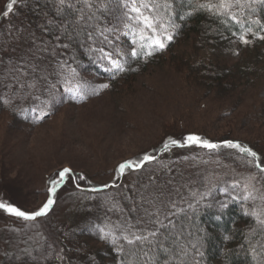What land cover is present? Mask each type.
Returning <instances> with one entry per match:
<instances>
[{
    "label": "rangeland",
    "instance_id": "rangeland-1",
    "mask_svg": "<svg viewBox=\"0 0 264 264\" xmlns=\"http://www.w3.org/2000/svg\"><path fill=\"white\" fill-rule=\"evenodd\" d=\"M3 1L0 3V63L27 59L38 67L21 81L30 84L35 79V88L21 89L16 83L17 100L15 95L12 99L9 96L13 85H9V91L6 87L5 91H0V200L22 210H33L47 199L48 181L55 178L59 170L71 167L76 176L83 174L86 179L66 181L57 190V203L49 216L37 222H25L0 210V264H17L25 249L31 252L43 241V233L47 236L44 240H48L57 229L62 231L77 225L85 217V206H90V201L84 193L77 198L76 191L111 184L120 163L139 158L145 152L155 153L157 163H163L168 170H164L165 177H159L163 188L156 190L158 193L152 197L153 201L148 202L151 210L137 213L136 209L135 215L130 216V212L121 220L132 223L136 232L152 230L156 218L163 219L180 207L185 198L193 199V192L199 195L211 190L209 196H215L224 194L222 189L228 187V194L243 195L240 188L230 187L231 181H242L256 170L239 161L232 152H209L194 147L160 153L158 149L169 136L193 132L217 142L224 139L238 140L242 144L256 142L264 148V40L250 38L252 44L245 46L234 38L215 43L201 52L204 57L224 60L238 67L241 81L228 95L213 96L204 87L185 81L171 62L150 65L133 80L110 83L100 95L76 102L67 99L57 81L58 60L51 55L55 48L53 42L40 37L11 14L4 18L3 12L10 0L5 4ZM114 29H117L114 32L119 37L124 60L131 52L130 43L124 41L128 36H124L125 30L120 27ZM37 46L48 48V52L38 54L43 59L34 56ZM180 48L191 47L183 45ZM236 52L238 54H234ZM9 62L8 66L15 65ZM1 68L0 75L8 73ZM246 74L252 80H244ZM78 79L97 87L108 83L91 70L80 73ZM51 85L56 88L52 89ZM53 94L57 99L63 96V102L56 106L52 115L33 123L30 110L40 107ZM131 174L126 173L116 182L121 180L122 185L128 184ZM77 183L80 189L76 188ZM97 202L99 199L93 203ZM241 203L260 206L259 201L255 205L242 200ZM117 209H110L109 213ZM156 209L160 210L158 217ZM116 213L108 223L116 222L118 214L124 215ZM89 222L93 221L88 220L90 227L97 228ZM101 224L99 227L107 228L105 222ZM83 239L92 251L97 247L107 249L105 243L91 235L82 236Z\"/></svg>",
    "mask_w": 264,
    "mask_h": 264
},
{
    "label": "trees",
    "instance_id": "trees-1",
    "mask_svg": "<svg viewBox=\"0 0 264 264\" xmlns=\"http://www.w3.org/2000/svg\"><path fill=\"white\" fill-rule=\"evenodd\" d=\"M7 2L9 0H4L2 3ZM73 3H76V0H73ZM91 3L93 7L90 10L85 9L87 15L92 17L87 24L77 22L79 13L75 9L66 8L63 12L57 13L56 0H18L10 16L22 24H27L40 37L48 38L55 48L58 44H69L70 47L67 49L56 48V51L58 50L57 60L67 61L77 69L79 74L91 70L103 76L109 84H117L119 80L121 82L133 80L138 74L145 72L150 65L171 62L174 63V67L182 74L185 81L204 87V90L211 91L213 96L219 93L228 95L241 81L240 71L236 64L219 59H209L201 54L215 43L238 38L239 25L232 22L224 24L223 18L211 16L206 12H195L191 16H185V13L191 10L188 0H174V19L180 24L176 39L163 52L154 54L146 61L143 57L136 59L130 54L125 56L124 60L127 61L125 66L132 70L111 79L110 74L104 71L108 66L107 61H101L99 54L90 51L89 48L90 46H103L107 51H112L115 56V48H119V40L116 39L115 32H106L109 39L114 41L112 45L101 44L102 38L99 33L117 26L123 31H128L122 27L121 23L123 10L119 6V0H91ZM82 7V3H76V8ZM255 7L256 12L252 14L253 18L258 16L264 22V4H257ZM180 16H185V19L180 20ZM253 28L258 30L259 26L253 25ZM87 32L93 34L91 41L86 38ZM260 34L264 35V32ZM56 36H60L61 39L57 41ZM131 40V36H128V39L124 41L130 43L132 48L134 45ZM183 45L191 48H180ZM2 61L1 69L8 73L0 75V91H9V85H13L11 94L9 93L12 99V96L17 95V84L13 80L15 74L11 71L12 66L7 65L9 61ZM9 63L16 64L18 61L14 60ZM56 70L57 81L62 86L63 78L60 73L64 70L59 67ZM244 80H252V78L246 74ZM183 136H174V138L182 139ZM245 145L257 151L264 160V148L261 149L256 142H247ZM219 151L232 152L231 154L237 156L234 154L235 150L232 149L222 148ZM173 158L179 157L173 156ZM168 159L171 160V158ZM157 162L158 160L148 164L142 172L132 173L131 177L134 180L129 178L128 184L122 185L120 180L116 182L119 187L102 188L99 192H91L89 188L77 190V198L82 197L80 193H84V197L89 198L90 201L88 202L90 206H85V217L78 221L77 225L66 230L57 229L50 236L48 235V240H44L43 233L41 235L43 241L38 242L31 252L23 251L19 262L17 259V264H121V260H126V264H142L144 259L142 250L150 251V254L155 255L159 264H164L165 260L168 264H180L181 261L184 264H192L193 258L198 260L199 264H264V257H259L254 261L250 254L251 247H256L259 251L260 246L264 245V231H261L255 223L254 217L245 214L250 212L252 207L241 203V200H233L232 197L235 195L228 193L208 196L194 209L188 207L189 203H193L194 200L185 198L181 206L177 208L183 211L175 209L172 215L167 214L163 219L156 218L167 227L160 228L156 240L151 245H144L143 249L139 246H130L123 241V235L135 229L129 221L123 223L121 220L127 218L130 212V216L132 213L135 215L136 209L139 210L137 213L145 209L150 211L149 203L153 201L152 197L158 193L156 190L164 186L159 177L166 176L164 170H168V167L165 168L163 163ZM150 178L154 180V183H150ZM122 189L127 192L124 193ZM98 199L99 202L93 203ZM148 201L151 202L148 203ZM221 204H226L227 207L221 208ZM110 209H117V211L109 213ZM116 212L124 213V215L118 214L116 222L108 223L110 217L117 215ZM88 220L93 221L89 223H93L97 228L90 227L91 225L87 224ZM103 222L107 225V228L104 227L105 231L111 230L117 237L116 245L111 243V237L108 240L100 238L98 227ZM157 227L159 225L156 224L152 230ZM140 233L137 232V234ZM86 235H91L94 239L105 243L107 249L97 247L96 250H90L87 248L89 245L87 241L81 240V237ZM159 244H163L169 251H161ZM120 245H123L124 252L118 253L115 248ZM193 245L203 252L202 257L195 255ZM60 250H63V261L55 258ZM180 250L186 251L187 256H181Z\"/></svg>",
    "mask_w": 264,
    "mask_h": 264
},
{
    "label": "snow or ice",
    "instance_id": "snow-or-ice-1",
    "mask_svg": "<svg viewBox=\"0 0 264 264\" xmlns=\"http://www.w3.org/2000/svg\"><path fill=\"white\" fill-rule=\"evenodd\" d=\"M191 10L185 13V16H191L195 12H206L211 16L223 18L222 22L228 24L232 22L239 25L238 41L242 45L252 44L253 37L259 40H264V22L257 16L253 18V13L256 12L257 4H264V0H188ZM18 3V0H10L7 4V10L3 12V17L7 18L13 12L14 6ZM76 3H82V8H76ZM56 0L57 13L63 12L67 9H75L79 15L77 16V22H87L92 19L91 16L87 15L85 9H91L93 7L91 0ZM174 0H119V6L122 8V27L128 31L124 32V36H131L132 44L134 47L131 48L130 55L133 58L139 59L143 57L145 61L151 58L154 54L163 52L171 42H173L178 36V29L180 24L175 22L174 16ZM185 16H180V20H184ZM51 23V21H49ZM253 25L259 26L258 30H254ZM117 29H106L99 33L101 39V44H114V41L109 39L106 32L116 31ZM47 31V29H46ZM233 35H237L233 33ZM86 38L88 40L93 39L92 32L86 33ZM55 39L59 41L60 36H56ZM117 40L119 37L116 38ZM67 49L70 47L69 44H58L56 48ZM56 48L52 50L51 55L56 56ZM90 51L99 54V59L101 61H107L108 66L105 67L104 71L110 74L111 79H115L121 73L132 70L126 68L127 61L123 60L121 57L124 55L121 53L120 49L115 48L117 53L114 56L112 51H107L105 47H92L89 48ZM41 52H48L47 47L37 46L36 56L37 59H43L42 56L38 54ZM238 54V52L234 53ZM38 65L36 63H31L29 60L24 59L14 66H12L11 71L15 75L13 80L20 85V88L25 87L35 88V79L30 84L21 83L22 79L29 75V71L36 72ZM58 67L64 71L60 73L62 76V90L64 94H67V99L84 102L93 96L100 95L101 91L108 89L110 87L109 83H102L99 86H91L87 82L78 79L79 73L75 67H72L67 61H58ZM52 89L56 88V85H51ZM63 102V96L59 99L53 94L52 98L43 101L42 105L38 108H32L31 120L33 123H39L43 121L46 117L53 114L55 108L58 104ZM5 104L8 101H4ZM201 148L206 149L209 152H218L222 148L235 150L237 158L239 161L252 166L256 171L250 172L243 180H233L230 183V187L235 190L240 188L243 192L242 196H233V200H242L245 202H251L253 205L257 201L260 202L259 207H252L250 212H246V215H251L255 219V223L260 227L261 231H264V160L261 159L260 154L253 150L251 147L242 144L238 140L224 139L221 141H213L205 138L201 135L195 133H189L183 136L182 139L174 138L172 136L167 137L162 145L159 147L158 151L160 153H167L173 149L177 148ZM157 161V155L155 153L145 152L139 158L128 159L120 163L115 169V177L111 184H103L101 188L107 189L110 187H119L116 180L124 176L126 173L142 172L148 164H152ZM235 171V170H233ZM81 180L83 181L86 177L81 174L76 176L74 170L71 167H65L58 171L55 178H50L48 181V187L46 189L48 195L47 199L41 206L33 210H22L20 207L0 200V210L5 213L18 218L25 222H37L39 218H46L49 216L54 206L57 203L56 194L57 190L69 180ZM150 183H154V180L150 178ZM147 187V185L145 186ZM76 188L80 189V184H76ZM101 188H91V192H99ZM223 192L228 193L229 188L225 187L222 189ZM211 195V190H208L199 195L196 192L192 193L194 202L189 203L188 207L194 209L200 204L206 197ZM143 199V198H142ZM151 202V201H148ZM175 203L172 202V208L175 209ZM227 207L226 204H221V208ZM177 211H183V209H177ZM160 210L156 209L155 215L158 217ZM169 212L168 215H172ZM152 216L153 213H148ZM155 224L159 225L155 230L144 229L143 232L137 234L133 231L129 234L123 235L122 239L130 246H139L143 249L144 245H151L157 238L160 228L167 227L159 219L154 221ZM171 223V221L169 222ZM100 238L108 240L111 237V243L113 245L117 244V237L111 232V230L105 231L104 228L99 229ZM159 249L163 252H168L169 249L163 244L158 245ZM196 256H203L201 252L195 245H193ZM63 250H60L56 254V259L58 261H63L64 256L62 254ZM115 251L118 253L124 252L123 245L117 246ZM27 253V249H25ZM250 254L253 260H257L259 257H264V245L260 246L258 251L256 247L250 248ZM28 255H31L28 253ZM181 256H187V252L180 250ZM142 256L144 257L142 264H159L155 255L150 254V251H143ZM174 258V257H173ZM121 264H126V260H121ZM164 264H168L165 260ZM180 264H184L183 261ZM192 264H199L198 260L193 258Z\"/></svg>",
    "mask_w": 264,
    "mask_h": 264
}]
</instances>
